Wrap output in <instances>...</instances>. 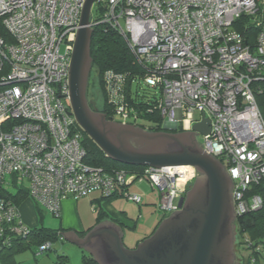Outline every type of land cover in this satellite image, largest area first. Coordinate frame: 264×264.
I'll use <instances>...</instances> for the list:
<instances>
[{
  "label": "built area",
  "instance_id": "built-area-1",
  "mask_svg": "<svg viewBox=\"0 0 264 264\" xmlns=\"http://www.w3.org/2000/svg\"><path fill=\"white\" fill-rule=\"evenodd\" d=\"M83 1L0 0V181L25 187L31 199L59 216L65 199L94 192L139 204L141 196L129 186L146 180L160 193L159 209L169 214L196 177L193 166L107 171L85 161L67 79ZM93 5L100 14L89 26L116 29L144 70V83L159 89L152 110L162 125L190 130L209 119L202 149L222 162L232 180L235 219L260 209L263 199L252 187L264 185V119L255 95L264 80V0H93ZM242 16L256 28L252 39L235 27ZM123 81V74H104L107 101L126 121L127 110L115 100ZM29 231L17 204L1 197L0 237ZM49 245L43 242L39 251Z\"/></svg>",
  "mask_w": 264,
  "mask_h": 264
},
{
  "label": "water",
  "instance_id": "water-1",
  "mask_svg": "<svg viewBox=\"0 0 264 264\" xmlns=\"http://www.w3.org/2000/svg\"><path fill=\"white\" fill-rule=\"evenodd\" d=\"M92 2L84 0L82 3L67 71L71 114L114 160L154 167L191 165L201 174L194 178L190 190L179 197L178 210L162 219L152 234L135 248L124 246L121 229L107 218L83 235L68 230L62 232L61 237L84 249L98 264H232L231 223L235 214L228 185V180H232L223 170L224 165L196 148L192 141L195 135L208 134L209 119L204 117L190 130L171 133L169 130L176 127L166 121L162 130L152 131L111 121V117L90 109L86 84L92 62V28L89 26ZM187 132L193 137L191 140Z\"/></svg>",
  "mask_w": 264,
  "mask_h": 264
},
{
  "label": "trees",
  "instance_id": "trees-1",
  "mask_svg": "<svg viewBox=\"0 0 264 264\" xmlns=\"http://www.w3.org/2000/svg\"><path fill=\"white\" fill-rule=\"evenodd\" d=\"M98 18L99 17L96 19ZM244 19L245 18L242 16L239 20H237L235 27L243 35L252 39L256 34V28L251 22L244 24ZM2 35L9 39L3 31ZM90 56L92 60L91 73L93 71L95 72V77L102 95V105L100 108H97V110L103 112L106 117H113L114 108L112 107V104L108 103L107 95L105 93L104 74L108 70L120 73L124 75V81L122 85L117 87V91L119 93L115 97V100H118V102H120L127 110L128 120L147 130H162V118L160 117L158 111L155 109L152 110L153 103L157 98L155 95L156 93L154 91L155 97H146L145 95H142L140 91V84L154 88L155 90L157 88L144 83V70H142L141 65H139L136 61L134 53L121 34L106 23L95 25L92 28L90 39ZM1 73L2 72H0V75ZM256 87V101L264 119V80L258 82ZM90 107L93 109V106ZM139 119L147 120L150 123L149 126L145 127L143 123H138L137 121H139ZM78 129L83 137L82 143L86 149L85 161L87 163L101 166L107 171L123 168L128 171L137 172L144 168V166L141 165L126 164L110 158L80 126H78ZM10 187L15 188V190H10ZM252 191L261 195L263 205L260 209L244 213L235 219V239L239 242V244L237 242L236 247L239 248L240 245H244V248L248 251L246 258L244 256L239 257L240 264H260L258 263V258L262 256V249H264V185H255L252 187ZM116 196L118 195L113 194L106 197L101 196V198L110 200ZM1 197L7 198V200L17 204L18 207L25 199H31L28 196L27 189L25 187L16 186L15 184L5 186L0 181V198ZM34 202L36 203V201ZM96 209L97 207H94V210ZM96 213L97 215L95 220L97 222L103 218L104 215L107 216V212L103 211L102 208H98ZM122 214L124 215V218H127L124 211ZM60 215L57 217H60ZM110 218L118 225H121V222L116 218ZM64 230L65 229L63 227L51 229L44 226H33L30 227V231L26 235H13L11 233H8L9 235L4 234L0 237V264H17L19 262L16 258L17 254L30 249L33 245L37 247L35 254L51 249L52 242L57 239H63L61 238V233ZM85 231L80 232V235H83ZM45 241L50 242L49 248L39 251L40 244ZM82 261L85 264H98L91 255L85 253L84 251L82 252ZM55 264H68L67 255L63 253L57 254Z\"/></svg>",
  "mask_w": 264,
  "mask_h": 264
},
{
  "label": "rangeland",
  "instance_id": "rangeland-1",
  "mask_svg": "<svg viewBox=\"0 0 264 264\" xmlns=\"http://www.w3.org/2000/svg\"><path fill=\"white\" fill-rule=\"evenodd\" d=\"M99 14L100 12L97 6L93 5L90 10V18L96 19L99 17ZM119 23L121 26H124L122 18H119ZM89 83V97L91 98L92 105L93 107L100 108L102 105V95L94 71L89 77ZM140 91L142 95H145L146 97L154 96V91L156 93V97L159 96L158 89L155 90L154 88H150L143 84H140ZM120 117L121 116L118 113L113 114V118L116 120H119ZM137 122L143 123L145 127H148L150 124L147 120L141 119ZM197 141L202 144V134L197 135ZM7 179H9L8 176ZM9 189L12 191L15 190L13 187H10ZM134 190H137L138 194L141 196L142 201L139 204L126 198L124 195L111 198L108 202L110 204H108L109 206L102 205V203L99 204V202L95 200L92 201L94 203L91 204L90 198L92 196L101 197L99 192L91 193L88 196L80 197L76 200H70L71 210L67 217H64L63 219L61 218V220L59 217L47 212L42 206L35 204L28 198L21 203L20 210L25 212V210L31 207L37 219L36 226H44L51 229L70 226L74 229L85 231L92 226V222H94L97 215L93 208L101 207L108 212L109 217L116 218L121 222V225L119 226L122 230L123 243L125 246L131 248L135 246L138 240L140 241L150 235L163 216L162 210L159 209L161 197L157 189L151 187L146 180H143L142 182L140 180H136L129 186L130 192H133ZM103 200L106 201L108 199L100 198L99 201L101 202ZM113 206L116 208L115 210L112 209ZM38 208H40L41 211ZM123 211L125 212L127 218H124V215L122 214ZM235 235L236 234H234L233 246L231 249L234 253L232 264H240L239 257L244 256L246 258L248 251L244 248V245H240L239 248L236 247L238 240L236 241ZM36 251L37 247L33 245L30 249L18 253L16 258L19 262L17 264H38V262L39 264H55L56 255L62 253L67 255L68 264H85L82 261V252L84 251L87 253L76 244L64 239H57L52 242L51 249L47 251L35 254ZM261 254L262 256L258 258V263L260 264L264 263V249H262Z\"/></svg>",
  "mask_w": 264,
  "mask_h": 264
},
{
  "label": "crops",
  "instance_id": "crops-1",
  "mask_svg": "<svg viewBox=\"0 0 264 264\" xmlns=\"http://www.w3.org/2000/svg\"><path fill=\"white\" fill-rule=\"evenodd\" d=\"M142 182V181H141ZM133 192H136V193H138L137 192V190H134ZM100 198L101 197H99V196H92L91 198H90V203L91 204H93L94 202H92V201H98L99 202V204L100 203H102V205H108L109 203V200H103V201H99L100 200ZM29 199V198H28ZM29 200H31V199H29ZM70 200H76V199H73V198H67V199H65L63 202H62V205H61V215H60V220H61V218L63 219L64 217H67V215H68V213L70 212V210H71V206H70ZM32 202H34L33 200H31ZM35 203V202H34ZM35 204H37V203H35ZM21 205V204H20ZM39 205V204H38ZM110 205V204H109ZM108 205V206H109ZM115 205V204H114ZM100 207V206H99ZM101 208V207H100ZM39 210H40V208H38ZM112 209H116L114 206L112 207ZM19 210H20V206H19ZM93 210H94V208H93ZM97 210H98V208L95 210L96 212H97ZM102 210L103 211H106V210H104L103 208H102ZM41 211V210H40ZM107 212V211H106ZM20 216H21V219H22V221H23V223H25V224H27L29 227H33V226H36V223H37V219H36V216H35V214H34V212H33V210L31 209V207L30 208H28L27 210H25V212H22L21 210H20ZM103 218H107L109 221H111V222H113L114 224H116L120 229H121V227L116 223V222H114L113 221V219H111L109 216H108V212H107V216L106 215H104L103 216ZM103 218H101L98 222L94 219V222H92V226L93 225H95V224H97V223H99ZM61 223V222H60ZM64 223H66V222H64ZM92 226H90V227H92ZM65 227V228H64ZM63 228L65 229L64 231H70V230H74V231H77L79 234H80V232H83L84 230H78V229H74V228H72V227H70V226H64ZM63 231V232H64ZM121 232H122V230H121ZM142 240V239H141ZM139 241V240H138ZM137 241V242H138ZM136 242V243H137ZM38 264H39V262H38Z\"/></svg>",
  "mask_w": 264,
  "mask_h": 264
},
{
  "label": "flooded vegetation",
  "instance_id": "flooded-vegetation-1",
  "mask_svg": "<svg viewBox=\"0 0 264 264\" xmlns=\"http://www.w3.org/2000/svg\"><path fill=\"white\" fill-rule=\"evenodd\" d=\"M90 73H91V67L89 68V72H88V77H87V84H86V98H87V102H88V105H89V107L90 106H93L92 105V101H91V98L89 97V89H90V85H89V77H90ZM90 109L91 110H93V111H98L97 110V108L96 107H93V109L90 107ZM103 113V112H102ZM111 121H118L119 123H124V124H128L129 126H133L134 128L135 127H138V126H140V125H137V124H134V123H132L130 120H126V121H123V120H121V119H119V120H116V119H114L113 117H111ZM140 127H142V126H140ZM143 128V127H142ZM143 129H145V128H143ZM147 130V129H146ZM181 131L182 130H178V129H175V130H173V131H171V130H169V132H171V133H181ZM186 135L187 136H189V138H190V140H191V134L190 133H186ZM193 138V137H192ZM197 135H195V137L193 138V142H194V144H195V147L196 148H199L201 151H203V149H202V147L198 144V142H197ZM131 143H132V145L135 147V146H137V144L136 143H134L133 141H131ZM213 157V156H212ZM216 160H218L219 161V163L223 166V164H222V162L219 160V159H217V158H215ZM196 170V177L198 176V175H200L201 173H200V171L198 170V169H195ZM223 170L226 172V169H225V167L223 166ZM192 184H193V181L190 183V185L187 187V189H186V191H185V193L183 194V195H185L189 190H190V188H191V186H192ZM228 185H229V191H230V204H231V207H232V212H234V208H233V201H232V181H230V180H228ZM182 195V196H183ZM178 210V209H177ZM177 210H175V211H177ZM174 212V211H173ZM170 214V213H169ZM169 214H165V213H163V216H162V219H164L165 217H167ZM161 219V220H162ZM160 220V221H161ZM160 221H159V223H160ZM234 222H235V215H234V218H233V221H232V223H231V228H232V234H233V237H234V234H235V224H234ZM158 223V224H159ZM157 224V225H158ZM157 225H156V227H157ZM156 227H155V229H156ZM154 229V230H155ZM153 230V231H154ZM152 231V232H153ZM152 232H151V234H152ZM150 234V235H151ZM149 236V235H148ZM148 236H146V237H148ZM145 237V238H146ZM144 239V238H143ZM141 241V240H140ZM140 241H138L137 243H139ZM136 243V244H137ZM124 244V243H123ZM136 244H135V246H136ZM125 246V245H124ZM135 246H133V247H131V248H135ZM125 247H127V246H125ZM127 248H129V247H127Z\"/></svg>",
  "mask_w": 264,
  "mask_h": 264
},
{
  "label": "clouds",
  "instance_id": "clouds-1",
  "mask_svg": "<svg viewBox=\"0 0 264 264\" xmlns=\"http://www.w3.org/2000/svg\"><path fill=\"white\" fill-rule=\"evenodd\" d=\"M176 129H178V128H176ZM185 131V130H184Z\"/></svg>",
  "mask_w": 264,
  "mask_h": 264
}]
</instances>
